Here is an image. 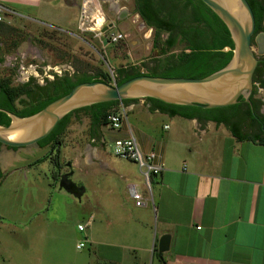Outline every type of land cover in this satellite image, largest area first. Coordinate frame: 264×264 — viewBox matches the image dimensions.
<instances>
[{
    "label": "crops",
    "instance_id": "0c3cea01",
    "mask_svg": "<svg viewBox=\"0 0 264 264\" xmlns=\"http://www.w3.org/2000/svg\"><path fill=\"white\" fill-rule=\"evenodd\" d=\"M0 4L15 13L7 23L61 27L66 21L64 32L78 30V0ZM51 11L59 12V19ZM253 50L264 60V31L254 36ZM255 86L264 101V89ZM118 108L132 114L133 123L128 119L119 130L90 124L78 148L67 153V144L62 147L63 188L56 181L61 193L81 203L89 196L91 230L85 237L95 264H264V145L239 140L231 131L234 121L218 124L151 110L144 99ZM240 129L257 134L248 124ZM131 136L144 154L155 152L165 166L150 188L135 163L114 155V143ZM130 188L143 197V206H136ZM164 235L171 238L170 248L160 259Z\"/></svg>",
    "mask_w": 264,
    "mask_h": 264
},
{
    "label": "rangeland",
    "instance_id": "374dc122",
    "mask_svg": "<svg viewBox=\"0 0 264 264\" xmlns=\"http://www.w3.org/2000/svg\"><path fill=\"white\" fill-rule=\"evenodd\" d=\"M78 4L79 12L84 0H78ZM89 9L93 15L88 27L97 31L104 24L113 23L116 27L112 34H121L123 39L109 44L108 37L101 42L95 38L96 32L78 28L75 33L81 40L58 33L49 28L51 25L44 27L21 20L10 24L6 19V24L0 25V79H10L12 87L29 82L43 85L47 76L52 79L54 74L76 71L117 85L119 68L147 64L150 69L156 65L153 60L163 59L157 43H162L167 35L155 37V30L147 27L134 11L133 0H93ZM123 12L130 15L121 21ZM51 14L59 19V12ZM65 22L53 27L64 31L62 28H68ZM183 47L178 44L170 54L179 53ZM142 72L150 70L143 68ZM261 96L258 93L256 97L262 99ZM116 111L118 108L113 112ZM79 118L73 116L60 137L61 164L66 163L62 147L67 144V153L73 152L88 135L89 118L82 113ZM128 119L131 124L134 116L129 113ZM53 154L47 146L0 148V264H95L89 244L77 249L86 240L85 235H90L91 227L84 233L78 230V225H85L92 214L89 196L81 203L78 198L61 193L53 174L54 164L46 159L52 160ZM84 181L89 188L87 179Z\"/></svg>",
    "mask_w": 264,
    "mask_h": 264
},
{
    "label": "trees",
    "instance_id": "16d2710c",
    "mask_svg": "<svg viewBox=\"0 0 264 264\" xmlns=\"http://www.w3.org/2000/svg\"><path fill=\"white\" fill-rule=\"evenodd\" d=\"M134 11L139 14L141 20L147 27L155 30V37L159 39L161 34H166L167 38L162 43H157L161 57L155 59L154 68L143 66L121 67L117 70V85L142 75H149L164 78H187L202 79L226 67L234 52V43L227 26L223 21L203 2L199 0H133ZM250 4L255 20V35L264 31V1L247 0ZM6 24L1 22L0 25ZM254 35V36H255ZM178 44L184 45L179 53L170 54ZM150 70V73L142 72V69ZM103 79H106L105 76ZM61 80V82H59ZM106 82L93 77L87 73L77 76H64L57 78L45 94H38V87L32 82L20 87H12L10 79H0V126L7 127L11 124L10 114L19 118L31 117L48 105L69 94L77 85L88 82ZM254 83L264 89V60L259 62L254 76ZM48 89V88H47ZM258 87L248 103L244 98H240L238 104L226 108L204 110L202 108L174 106L162 103L152 98L144 99L150 104L151 110H160L171 114H180L185 118L209 119L221 124L229 125L231 121V131L239 140H250L264 145V115L260 113L264 107V101L257 98ZM139 99H126L123 101L96 104L91 107L82 108L66 115L56 126L53 132L37 145L45 148L53 141H59L70 125L73 116L84 114L89 118L91 126L108 124V117L113 113H119V104H129L138 102ZM118 111L113 112L114 109ZM248 124L251 130H256V135H247L241 131V126ZM239 134V135H238ZM2 144L0 143V148ZM17 149V148H11ZM54 164L56 170L54 177L60 173L64 164L60 163V154L55 159L46 157ZM2 172L0 168V178ZM56 180V179H55ZM57 181V180H56ZM88 223V222H87Z\"/></svg>",
    "mask_w": 264,
    "mask_h": 264
},
{
    "label": "water",
    "instance_id": "95a60500",
    "mask_svg": "<svg viewBox=\"0 0 264 264\" xmlns=\"http://www.w3.org/2000/svg\"><path fill=\"white\" fill-rule=\"evenodd\" d=\"M227 26L234 43L233 57L223 69L202 79L164 78L142 75L121 85L88 82L77 85L41 112L27 118L10 114L11 124L0 126V143L9 148L37 145L47 138L69 113L96 104L126 99L152 98L169 105L220 109L238 104L240 98L251 103L254 76L260 59L253 50L256 20L247 0H199ZM112 28V24L109 23ZM108 30L104 24L102 32ZM63 180L60 187L63 188ZM171 238L158 243V257L169 251Z\"/></svg>",
    "mask_w": 264,
    "mask_h": 264
},
{
    "label": "built area",
    "instance_id": "2783aa9c",
    "mask_svg": "<svg viewBox=\"0 0 264 264\" xmlns=\"http://www.w3.org/2000/svg\"><path fill=\"white\" fill-rule=\"evenodd\" d=\"M93 0H84V7L81 11L78 28L81 31H88L90 27L87 24L91 21L92 18V8ZM8 16H15V13L12 10H9L5 6L0 4V23L5 22ZM109 40H106L109 44L116 43L123 39L121 34H110L107 36ZM124 121H128V115L125 109H121L119 113H113L108 117V124L114 130H119ZM114 155L120 159L133 162L137 165L141 175L144 178L146 185L150 188L152 178L158 176L165 170V166L162 162H158V155L155 152H150L144 154L136 141V139L131 136L127 140H118L113 145ZM132 197L136 202V206H143L144 199L143 197L134 189L130 188ZM90 225V222L85 225H79L78 229L80 232H85L87 227ZM88 240H84L77 245V249L81 250L86 247Z\"/></svg>",
    "mask_w": 264,
    "mask_h": 264
},
{
    "label": "flooded vegetation",
    "instance_id": "af4514ba",
    "mask_svg": "<svg viewBox=\"0 0 264 264\" xmlns=\"http://www.w3.org/2000/svg\"><path fill=\"white\" fill-rule=\"evenodd\" d=\"M130 15V13H125V12H123V13H121L120 14V19L119 20H124L125 18H127L128 16ZM138 16H139V14H138ZM140 17V16H139ZM140 19H141V17H140ZM112 24V28H110L109 27V25H108V30L104 33V32H102V28H100V29H98L97 31H94L93 30V27H90L89 29H88V32H92V33H94V32H96V33H94L95 34V38L97 39V40H99V41H101V42H104L103 41V39H105V38H107V36H109L110 34H112V31L115 29V27H116V25L114 26V24L113 23H111ZM49 28H52L54 31L56 30L58 33H61V34H66V35H68V36H71V37H75V38H79V36H78V34H76V33H67V32H64V31H62V30H60L59 28H56V27H49ZM81 31V30H80ZM79 39H81V40H83L82 38H79ZM84 42H86V41H84ZM88 45H89V43H87ZM90 47H91V44H90ZM156 66V65H155ZM154 65H153V67H155ZM69 73V72H68ZM63 73V74H60V75H57V74H54L53 75V78L51 79V78H49L48 76L45 78V81H44V84L43 85H41V84H39V83H35L36 84V86L38 87V94H45V93H47V91H49L50 89L52 90V89H55V86L54 87H52V86H50V84L52 83V82H54V81H56L57 80V78H62V77H64V76H69V77H74V76H77L78 75V73H76V71H73V72H71V73ZM59 82H61V80H59ZM34 85V84H33ZM48 88V89H47ZM61 145V141H60V138H59V141L57 142V140H55V141H53L51 144H49V145H47V147H49V149H50V152H53L54 154V158L53 159H55V157L58 155L59 156V148H58V146H60ZM51 158V157H50ZM60 163H62L61 161H60ZM56 168L57 167H55V170H56ZM62 170V169H61ZM60 170V171H61ZM57 181H58V183L60 184V182H61V176H60V173H58V175L56 176V178H55Z\"/></svg>",
    "mask_w": 264,
    "mask_h": 264
}]
</instances>
